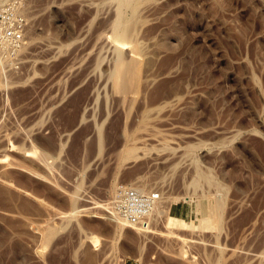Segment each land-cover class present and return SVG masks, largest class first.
<instances>
[{"label":"rangeland","instance_id":"374dc122","mask_svg":"<svg viewBox=\"0 0 264 264\" xmlns=\"http://www.w3.org/2000/svg\"><path fill=\"white\" fill-rule=\"evenodd\" d=\"M17 1L0 264H264V0ZM120 184L161 193L147 224L107 211Z\"/></svg>","mask_w":264,"mask_h":264},{"label":"built area","instance_id":"2783aa9c","mask_svg":"<svg viewBox=\"0 0 264 264\" xmlns=\"http://www.w3.org/2000/svg\"><path fill=\"white\" fill-rule=\"evenodd\" d=\"M19 1L0 7V54L19 51L26 45L28 18ZM161 200L158 190L120 184L112 195L108 212L117 221L130 226L147 224Z\"/></svg>","mask_w":264,"mask_h":264},{"label":"crops","instance_id":"0c3cea01","mask_svg":"<svg viewBox=\"0 0 264 264\" xmlns=\"http://www.w3.org/2000/svg\"><path fill=\"white\" fill-rule=\"evenodd\" d=\"M170 213L173 214L172 216L177 218L188 217L193 214V208L192 206L188 207L186 205H179L178 203H173L170 207Z\"/></svg>","mask_w":264,"mask_h":264},{"label":"bare ground","instance_id":"6f19581e","mask_svg":"<svg viewBox=\"0 0 264 264\" xmlns=\"http://www.w3.org/2000/svg\"><path fill=\"white\" fill-rule=\"evenodd\" d=\"M122 67V66H121ZM122 68H124V67H122ZM121 72V74H122V72L123 71H120ZM119 72V73H120ZM161 198H162V195H161ZM162 200V199H161ZM161 200H160V202H161ZM159 202V203H160ZM158 203V204H159ZM157 207H158V205H157ZM156 209V208H155ZM75 211V210H74ZM155 211V210H154ZM146 226H148V225H146ZM167 226L168 227H170V228H189L190 227V223H187V222H185V221H181V220H179V219H174V218H171L170 220H169V222L167 223ZM141 227V226H140ZM140 227H138V228H140ZM141 230V229H140ZM145 231V230H144Z\"/></svg>","mask_w":264,"mask_h":264}]
</instances>
